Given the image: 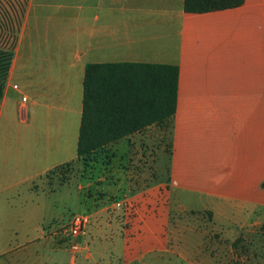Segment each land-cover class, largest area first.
<instances>
[{
  "label": "crops",
  "instance_id": "obj_1",
  "mask_svg": "<svg viewBox=\"0 0 264 264\" xmlns=\"http://www.w3.org/2000/svg\"><path fill=\"white\" fill-rule=\"evenodd\" d=\"M184 1L30 0L0 107L2 155L21 183L79 161L87 65L177 66L178 100L168 127L107 147L106 190L74 176L35 187L93 222L79 251L55 229L14 264H264V0L201 14ZM111 197L138 204L135 235ZM201 214L229 241L197 230Z\"/></svg>",
  "mask_w": 264,
  "mask_h": 264
},
{
  "label": "trees",
  "instance_id": "obj_2",
  "mask_svg": "<svg viewBox=\"0 0 264 264\" xmlns=\"http://www.w3.org/2000/svg\"><path fill=\"white\" fill-rule=\"evenodd\" d=\"M244 1L185 0L184 9L201 14L239 7ZM29 2L0 0V107ZM178 81L179 68L173 65H87L78 160L89 165L96 153L121 138L153 124L168 127L177 108Z\"/></svg>",
  "mask_w": 264,
  "mask_h": 264
},
{
  "label": "rangeland",
  "instance_id": "obj_3",
  "mask_svg": "<svg viewBox=\"0 0 264 264\" xmlns=\"http://www.w3.org/2000/svg\"><path fill=\"white\" fill-rule=\"evenodd\" d=\"M24 102L26 103V101ZM4 130V127L1 125L0 264L27 262L28 257H24V260L22 257L27 255L26 253L29 250L28 246H30L31 242L35 240L37 241L43 235L52 233L51 231H55V229L58 232L56 237L59 240V244H62L65 248L71 250L69 246V239L65 236L63 229L58 230L57 227L67 224L69 219L77 213L68 209L64 204L67 200L69 201V205L72 204V199L61 198L62 200H56L55 203H53L48 200L49 197H47V195L49 192L46 187H44V191L43 189H39L37 191L36 188L41 184L46 183L59 185V183H65L71 179L72 176H74L80 179L83 178L84 183H88V181H91L92 179L95 181L99 178H105V181H101L104 184L98 182L97 185H99L100 188L105 187L104 189L106 190V179L109 178L107 173L109 168L111 169V156L108 149L106 148L96 153L94 161L90 162L89 165H85L82 161H77L76 163L58 168L57 170L44 176L41 181L37 182L36 186V181L21 183L19 178H17L13 173V167L5 162L4 155H2L4 148ZM169 146V143H166L165 150L169 151ZM161 166L164 169V176L166 178L169 167L166 155L161 159ZM95 185L96 184H94V187ZM113 199L115 198L111 197L110 201L112 202ZM207 214H201L204 217L200 215L195 216L194 225L196 229L199 231H208L210 233L209 237H213L216 241L228 242L229 240L225 237H221L219 232L213 228L210 223L211 218L208 217ZM62 215L63 217L65 216L63 221L61 219ZM261 215H264V212H261ZM258 231L261 237L264 232V223L261 224ZM202 241L204 242V240ZM261 244L264 246V241L261 242ZM236 247L241 250V254L244 258L251 251L250 244H243L240 240L239 242H236ZM171 262H173V260L169 257L168 263L172 264Z\"/></svg>",
  "mask_w": 264,
  "mask_h": 264
},
{
  "label": "built area",
  "instance_id": "obj_4",
  "mask_svg": "<svg viewBox=\"0 0 264 264\" xmlns=\"http://www.w3.org/2000/svg\"><path fill=\"white\" fill-rule=\"evenodd\" d=\"M17 88V87H16ZM26 101V98H23ZM109 210L120 211L122 213L123 226L128 230L131 235H135L137 232L136 226L141 223L139 207L133 201L128 199H121L113 201ZM93 216L91 214L73 215L67 224H63L57 227V229H63L65 236L69 239V246L72 251L80 250L79 239L88 234L89 228L92 224Z\"/></svg>",
  "mask_w": 264,
  "mask_h": 264
}]
</instances>
